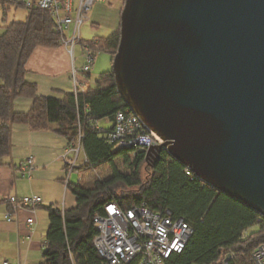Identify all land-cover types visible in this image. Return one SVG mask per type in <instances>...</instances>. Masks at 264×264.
I'll list each match as a JSON object with an SVG mask.
<instances>
[{
  "label": "water",
  "instance_id": "water-1",
  "mask_svg": "<svg viewBox=\"0 0 264 264\" xmlns=\"http://www.w3.org/2000/svg\"><path fill=\"white\" fill-rule=\"evenodd\" d=\"M120 34L112 70L128 108L264 216V0H125Z\"/></svg>",
  "mask_w": 264,
  "mask_h": 264
},
{
  "label": "trees",
  "instance_id": "trees-1",
  "mask_svg": "<svg viewBox=\"0 0 264 264\" xmlns=\"http://www.w3.org/2000/svg\"><path fill=\"white\" fill-rule=\"evenodd\" d=\"M120 37L118 26L106 38L81 44L88 45L95 56L98 50L114 56ZM58 40L53 17L42 9L29 10L24 21H11L0 33V163L10 155L13 125L26 123L34 130L56 132L70 146H77L83 133L81 146L87 162L82 167L97 171L108 164L111 170L107 177H95L90 183L69 179L74 207H47L49 226L41 264H108L93 239L94 216L103 213L109 202L124 210L137 205L160 212L168 209L190 224L193 234L186 247L166 264H218L228 254L233 255L231 264H253V252L264 244V216L195 176L166 150L149 165L141 146L123 148L106 138L112 124L97 126V121H111L118 110L128 108L112 69L101 73L86 92H64L62 98L37 95L36 83L26 79L28 60L38 46L56 47ZM18 98L33 100L29 111L14 110ZM117 158L124 160L130 172L117 167Z\"/></svg>",
  "mask_w": 264,
  "mask_h": 264
},
{
  "label": "built area",
  "instance_id": "built-area-1",
  "mask_svg": "<svg viewBox=\"0 0 264 264\" xmlns=\"http://www.w3.org/2000/svg\"><path fill=\"white\" fill-rule=\"evenodd\" d=\"M8 3L22 5L28 10L42 9L48 11L56 23L59 34L58 43L65 46L74 59L76 45L81 44V27L88 18L89 11L96 2L106 0H4ZM83 63L73 68V92H86L90 88L91 69L96 56L92 49L81 44ZM103 121H97L102 127ZM111 122L113 130L105 136L120 147L131 148L141 146L146 153V163L153 165L159 160L161 152L166 150L164 141L150 131L140 118L129 108L118 110ZM83 133L79 134L77 146L64 153L67 167L66 184L77 165ZM74 151V153L72 152ZM76 151V153H75ZM84 152V151H83ZM70 155V156H68ZM85 162L87 157L84 154ZM33 159L28 158L22 167L24 175L30 174ZM78 171V170H76ZM11 209L6 219L11 221L14 212L21 208H35L42 204V197L34 195L15 196L8 198ZM33 219H28L32 224ZM96 235L93 243L99 254L108 264H166L173 255L181 253L193 234V228L183 217H176L165 209L154 211L146 205H137L124 210L115 202L105 205L103 213L94 216ZM232 254H228L218 264H231ZM253 264H264V244L252 254Z\"/></svg>",
  "mask_w": 264,
  "mask_h": 264
},
{
  "label": "crops",
  "instance_id": "crops-1",
  "mask_svg": "<svg viewBox=\"0 0 264 264\" xmlns=\"http://www.w3.org/2000/svg\"><path fill=\"white\" fill-rule=\"evenodd\" d=\"M6 4L26 9L0 0V22H4L0 23V33L11 22L7 21L9 8ZM28 13L29 10L25 17L16 20L24 21ZM11 18L18 17L14 14ZM74 67L79 68L76 57L73 59L65 46H38L28 60L26 79L36 83L38 96L62 98L64 92H73ZM32 102L29 98H18L14 101V110L27 112ZM103 124L111 125V122L105 120ZM11 146L10 155L0 163V264H9V258L16 264L17 261L18 264H41L44 260L43 238L46 240L49 226L47 207L66 210L76 205V198L65 180L67 167L63 156L70 145L66 138L52 130H34L26 123H16L12 128ZM28 158L33 159V168L30 174L24 175L22 167ZM34 194L42 197V204L35 208H21L14 212L11 221L6 219L11 208L10 196ZM30 218L34 220L32 224L28 223ZM30 252H36V260L30 259Z\"/></svg>",
  "mask_w": 264,
  "mask_h": 264
},
{
  "label": "rangeland",
  "instance_id": "rangeland-1",
  "mask_svg": "<svg viewBox=\"0 0 264 264\" xmlns=\"http://www.w3.org/2000/svg\"><path fill=\"white\" fill-rule=\"evenodd\" d=\"M124 2L125 0H106L102 2H96L93 8L89 11L87 20L83 23L81 27L82 39L87 42V41H92L98 37L106 38L109 35H111L118 28V26H120L119 24H120L121 9H123ZM6 7L9 8V16L7 21H13L21 17H25L24 15L28 11L27 9L24 8L17 9L15 8V6L11 4H6ZM0 10H2V6H0ZM14 14L17 15L18 18L15 19L11 18L12 15ZM3 23L4 22H2V24ZM74 52H75L74 56L76 57L77 67H79L83 63V57L81 56L82 49L80 44L76 45ZM112 63H113V55L111 53L105 50H98L96 52L94 65L91 69V78L89 84L91 85L92 82L94 83L96 79L99 78L101 73L110 71L112 69ZM71 148L72 147H69L67 151L68 150L70 151ZM72 152L74 153V151ZM84 154L85 153L81 148V150L79 151V158L77 162V165L79 166L76 168V170L78 171L76 170L73 171L70 176V181L72 183H78L81 181L85 183L87 182L90 183L92 180H94L95 177L105 178L109 175L111 167L108 164L99 167L97 171L85 167L83 168L82 166L85 165L86 163ZM115 163L121 171L126 173L130 172L129 166L125 164L122 158H117ZM146 173L147 170H144V176L146 175ZM43 239H44L43 241H45V238ZM30 253H28L30 254L29 256L30 259L36 260V252L35 253L30 252ZM38 259L40 258L38 257ZM8 260H9V264H16L10 258Z\"/></svg>",
  "mask_w": 264,
  "mask_h": 264
}]
</instances>
